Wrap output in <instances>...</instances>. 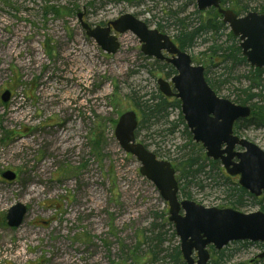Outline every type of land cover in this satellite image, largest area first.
Segmentation results:
<instances>
[{
  "label": "rangeland",
  "instance_id": "obj_1",
  "mask_svg": "<svg viewBox=\"0 0 264 264\" xmlns=\"http://www.w3.org/2000/svg\"><path fill=\"white\" fill-rule=\"evenodd\" d=\"M262 2L226 0L222 6L236 13L245 6L238 13L244 14ZM46 6L59 13H45ZM212 9L196 13L195 0H0V95L11 91L6 102L0 98V264H180L172 256L179 238L166 201L114 135L119 115L134 110L139 118L134 101L156 95L161 69L142 54L130 31L117 34L114 54L104 52L85 34L77 13L92 26L131 13L175 40L200 17L212 16ZM230 34L227 25L218 33L201 32L185 51L203 66L217 95L235 101L245 96V76L255 68L246 59L226 58ZM180 115L172 108L166 118L138 124L136 140L171 162L190 148L196 151ZM59 128L69 135L66 148L54 145ZM98 132L99 150L91 146ZM238 135L264 150V126ZM205 165L196 178L179 182L180 198L206 207L261 210L264 193L234 205L227 189L237 177L219 162L216 168ZM6 170L15 173L13 180L1 177ZM17 202L26 213L11 227L5 215ZM224 249L228 257L221 264H264L256 257L261 242H231ZM211 260H217L213 253Z\"/></svg>",
  "mask_w": 264,
  "mask_h": 264
},
{
  "label": "water",
  "instance_id": "obj_2",
  "mask_svg": "<svg viewBox=\"0 0 264 264\" xmlns=\"http://www.w3.org/2000/svg\"><path fill=\"white\" fill-rule=\"evenodd\" d=\"M195 1L198 10L217 8L222 21L240 40L239 46L250 66H264V12L248 11L237 16L232 10L220 7L221 0ZM77 18L85 34L108 54L119 48L116 33L130 31L138 38L145 56L170 62L176 70L170 79L174 91L161 77L156 80L158 90L180 100V111L192 139L202 145L207 157L219 160L228 175H238V184L242 188L256 197L264 191V150L233 133L235 121L250 115L248 105L219 97L207 83L203 66L193 65L189 54L179 49L169 35L149 28L131 13L121 14L104 26H90L84 21L82 12L77 13ZM163 52L172 57H165ZM9 97V90L0 96L3 102ZM137 124L135 111L123 112L115 123V138L125 152L136 157L140 162V174L154 184L167 202L168 221L179 238V250L186 264H208L209 245L220 250L232 241L264 242L263 211L205 207L190 199H179L174 167L170 161L158 158L143 143L136 141ZM1 176L13 180L15 173L6 170ZM25 213L24 204L12 205L5 215L7 225L18 226ZM193 252H196V259L192 257ZM263 256L264 250L258 254L260 258Z\"/></svg>",
  "mask_w": 264,
  "mask_h": 264
},
{
  "label": "trees",
  "instance_id": "obj_3",
  "mask_svg": "<svg viewBox=\"0 0 264 264\" xmlns=\"http://www.w3.org/2000/svg\"><path fill=\"white\" fill-rule=\"evenodd\" d=\"M225 1L226 0H222L223 3ZM46 8L47 9L45 13L47 12H51L53 14L59 13L58 7L46 6ZM239 8L240 9L238 13H240L242 10H245L246 7L242 6ZM257 11L264 12V2L258 5ZM195 12L200 13L198 10H196ZM209 15H212V16H207L206 18L200 17V22L195 28H192L191 30L179 31V33L175 35V42L177 43L180 49L185 50L187 48H191L193 46L194 38L201 32L213 31L214 33H218L222 28H224L225 25L222 23L219 14L215 10L212 9ZM229 37L231 39V45L229 47L230 49L229 53L225 55L227 56L226 58L237 60L238 62H244L245 58L241 55V50L239 48L237 39L232 34H230ZM219 48L220 47L217 46V49H215L213 53H217ZM222 51L225 52L226 49H222ZM221 55H224V54L221 53ZM217 56L219 57V55ZM156 65L159 69H163L166 72L167 76H169L170 74L172 75L174 73V70L169 67L166 68L164 66L158 65L157 63ZM249 73L251 75H249L248 77L245 76V78L248 80V85L244 89H241V92L245 96L241 97L238 95L239 98L233 101L234 103H237V104L249 105L252 108L250 117L239 119L238 121L235 122L233 130H234V133H237V134L239 130H242L243 128H248L252 125L264 126V119L260 120V118H257V114L259 116H262V118H264V99L261 98V95L264 94V83H263L264 77H262L264 73V69H260V68L250 69ZM257 88H259V91L255 93L254 89H257ZM134 107L139 112V115H140L139 124L143 125V123L150 122L152 119H155L160 116H163L165 118L168 117L169 109H172V108L180 109V102L179 100L171 101L163 97L159 92H156L155 96H152L148 99H143V100L139 98L136 99L134 101ZM179 122L184 125L183 131L185 135L187 136V138L191 140L192 139L191 133L187 129L181 115H180ZM136 132H137V129L135 133ZM91 141H92L91 146L94 149L96 148L97 150H99L101 143H102L101 133L98 132L97 135H95ZM190 146H192V149H195V150L197 149L198 151L191 150L190 148V151H187L186 153L179 155L172 162V164L175 167V171L177 173L176 176H177L178 182H181L182 179H185L186 181H188V180L196 178V176L200 172L204 171V167L206 166L205 165L206 163L208 165L210 164L212 167H215V168L218 165V161H214L205 156L204 149L199 143L191 144ZM232 184H233V187L227 189L228 190L227 193L229 194V198H231L230 202L232 204L237 205V206H242L243 197L245 196L253 197L248 191H246L241 186H239L238 183L234 182ZM180 189L181 188H179V191ZM261 210L264 211V205L261 207ZM261 245L264 246V243H261ZM210 252L213 253L217 257V260H210L209 264H221L222 262L220 260H222L223 257L224 258L228 257V254H226L227 250L224 248L219 251H216L213 249L212 246H210ZM151 253L152 255H154L153 250L151 251ZM172 256L180 264H185L181 259L179 246H176L173 248ZM262 260L264 261V258H262Z\"/></svg>",
  "mask_w": 264,
  "mask_h": 264
},
{
  "label": "flooded vegetation",
  "instance_id": "obj_4",
  "mask_svg": "<svg viewBox=\"0 0 264 264\" xmlns=\"http://www.w3.org/2000/svg\"><path fill=\"white\" fill-rule=\"evenodd\" d=\"M220 4H221V6H222V4H223V2H222V0L220 1ZM223 7V6H222ZM223 8H225V7H223ZM217 13H218V11H217V8H213ZM106 24V23H105ZM105 24H103V25H105ZM174 42H175V40H173ZM175 44L177 45V43L175 42ZM178 46V45H177ZM165 57H172V55H170V54H167V53H165V55H164ZM156 61V63L158 64V65H160V66H164V67H169V68H171V69H173L174 70V73L176 72L175 71V69H174V67L172 66V64L170 63V62H168V61H166L165 59H155ZM158 68V67H157ZM166 68H165V70H166ZM159 69V68H158ZM260 69H264V67H260ZM173 73V74H174ZM160 74L163 76L162 78H164L165 80H167L168 82H169V80H170V78H171V76L173 75H171L170 77H168L167 75H166V72L163 70V69H161V72H160ZM166 77H168V78H166ZM171 85V84H170ZM157 87H158V85H157ZM171 89L174 91V89H173V87L171 86ZM158 92L163 96V97H165V98H167V96H164L159 90H158ZM167 99H169V100H178L176 97H174V96H170V97H168ZM257 99V98H256ZM234 128V127H233ZM235 134H237V133H235ZM262 193H264V191L262 192ZM192 257L194 258V259H196V253L195 252H193V254H192ZM262 259V258H261Z\"/></svg>",
  "mask_w": 264,
  "mask_h": 264
},
{
  "label": "bare ground",
  "instance_id": "obj_5",
  "mask_svg": "<svg viewBox=\"0 0 264 264\" xmlns=\"http://www.w3.org/2000/svg\"><path fill=\"white\" fill-rule=\"evenodd\" d=\"M68 140H69V135L67 133H65L64 129L59 128L55 134V141H54L55 147L66 148L65 144Z\"/></svg>",
  "mask_w": 264,
  "mask_h": 264
}]
</instances>
